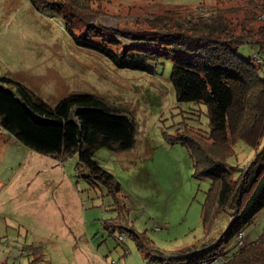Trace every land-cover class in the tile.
Returning <instances> with one entry per match:
<instances>
[{
    "label": "rangeland",
    "instance_id": "obj_1",
    "mask_svg": "<svg viewBox=\"0 0 264 264\" xmlns=\"http://www.w3.org/2000/svg\"><path fill=\"white\" fill-rule=\"evenodd\" d=\"M35 1L34 6L32 0H0V78L6 79L0 86L19 84L33 102L52 110L63 98L91 96L126 116L133 143L94 152L97 165L119 185L110 192L102 180L86 183L85 171L75 170L77 154L40 155L0 127V264H187L153 258L215 244L230 217L218 214L204 233L201 206L210 183L194 175L189 151L177 137L209 135L207 108L177 101L170 82L173 43L153 39L152 28L168 22L172 14L166 11L189 15L219 1L225 7L237 4L238 11L227 15L234 22L247 0H73L76 6ZM76 35H90L99 44L96 36H104L117 52L160 57L153 74L118 68L77 45ZM253 52L260 50L250 44L237 49L243 58ZM262 55L258 72L264 77ZM263 145L264 133L258 149ZM234 152L227 163L238 167L254 150L238 141ZM263 228L264 208L244 227L242 245Z\"/></svg>",
    "mask_w": 264,
    "mask_h": 264
},
{
    "label": "trees",
    "instance_id": "obj_2",
    "mask_svg": "<svg viewBox=\"0 0 264 264\" xmlns=\"http://www.w3.org/2000/svg\"><path fill=\"white\" fill-rule=\"evenodd\" d=\"M72 1L65 2L76 6ZM221 2L191 10L189 15L166 11L172 14L168 22L152 30L156 34L153 39L173 43L170 82L177 101L199 102L207 108L209 135L191 132L177 137L189 151L194 175L210 183L201 206L204 233L222 212L229 215L230 223L215 244L201 251L167 258L161 255L154 260L200 264L211 258L213 264H264V228L256 239L246 245L241 242L244 227L264 208V145L258 149L264 133V77L258 72L263 66L264 0H247L242 18L236 17L234 22L227 15L238 11L237 4L225 7ZM32 4L37 5L35 0ZM110 34L119 36L118 32ZM72 37L77 45L97 51L118 68L153 74L160 57L117 52L100 35L96 36L101 37L100 44L90 35ZM116 42L120 44L118 39ZM242 44L255 45L260 52L243 58L237 53ZM0 127L40 155L77 154L75 170L85 171V181L96 184L99 179L110 192L119 190L113 176L103 171L93 156L96 149L114 143L116 150L130 148L132 126L126 116L112 112L100 100L76 94L63 98L52 110L33 102L19 84L7 89L0 86ZM238 141L254 150L253 157L244 165L230 166L227 160L234 155ZM232 237L233 248L224 251V243Z\"/></svg>",
    "mask_w": 264,
    "mask_h": 264
},
{
    "label": "built area",
    "instance_id": "obj_3",
    "mask_svg": "<svg viewBox=\"0 0 264 264\" xmlns=\"http://www.w3.org/2000/svg\"><path fill=\"white\" fill-rule=\"evenodd\" d=\"M258 62H260V59H258ZM240 238V237H239ZM201 264H213V260H211V262H203Z\"/></svg>",
    "mask_w": 264,
    "mask_h": 264
},
{
    "label": "crops",
    "instance_id": "obj_4",
    "mask_svg": "<svg viewBox=\"0 0 264 264\" xmlns=\"http://www.w3.org/2000/svg\"><path fill=\"white\" fill-rule=\"evenodd\" d=\"M62 248H60V247H58V251L59 250H61ZM81 255V254H80ZM37 259H38V257H37ZM69 263V262H68ZM68 263H65V261H64V263L63 264H68Z\"/></svg>",
    "mask_w": 264,
    "mask_h": 264
},
{
    "label": "water",
    "instance_id": "obj_5",
    "mask_svg": "<svg viewBox=\"0 0 264 264\" xmlns=\"http://www.w3.org/2000/svg\"><path fill=\"white\" fill-rule=\"evenodd\" d=\"M35 115V117L37 116L36 114H34Z\"/></svg>",
    "mask_w": 264,
    "mask_h": 264
}]
</instances>
